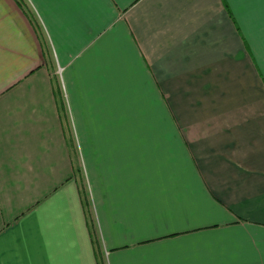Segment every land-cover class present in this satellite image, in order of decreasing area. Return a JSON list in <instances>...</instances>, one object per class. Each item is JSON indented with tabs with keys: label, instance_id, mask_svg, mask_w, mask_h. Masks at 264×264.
<instances>
[{
	"label": "crops",
	"instance_id": "crops-1",
	"mask_svg": "<svg viewBox=\"0 0 264 264\" xmlns=\"http://www.w3.org/2000/svg\"><path fill=\"white\" fill-rule=\"evenodd\" d=\"M21 1L0 0V264H264V5Z\"/></svg>",
	"mask_w": 264,
	"mask_h": 264
},
{
	"label": "snow or ice",
	"instance_id": "snow-or-ice-1",
	"mask_svg": "<svg viewBox=\"0 0 264 264\" xmlns=\"http://www.w3.org/2000/svg\"><path fill=\"white\" fill-rule=\"evenodd\" d=\"M252 2H255V0H252ZM259 3L261 5H264V0H259ZM173 264H188V262L176 261V262H173ZM223 264H228V262H223Z\"/></svg>",
	"mask_w": 264,
	"mask_h": 264
},
{
	"label": "trees",
	"instance_id": "trees-1",
	"mask_svg": "<svg viewBox=\"0 0 264 264\" xmlns=\"http://www.w3.org/2000/svg\"><path fill=\"white\" fill-rule=\"evenodd\" d=\"M17 2L22 5V1L21 0H17ZM83 194H84L85 206L88 207V200L86 198L87 197V194H86V192H83Z\"/></svg>",
	"mask_w": 264,
	"mask_h": 264
}]
</instances>
